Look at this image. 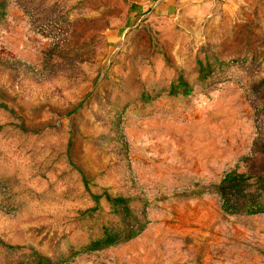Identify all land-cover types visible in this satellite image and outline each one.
Listing matches in <instances>:
<instances>
[{
    "label": "rangeland",
    "instance_id": "obj_1",
    "mask_svg": "<svg viewBox=\"0 0 264 264\" xmlns=\"http://www.w3.org/2000/svg\"><path fill=\"white\" fill-rule=\"evenodd\" d=\"M254 140L264 0H0V264H264V212L214 192L235 171L234 203L264 206Z\"/></svg>",
    "mask_w": 264,
    "mask_h": 264
},
{
    "label": "trees",
    "instance_id": "obj_2",
    "mask_svg": "<svg viewBox=\"0 0 264 264\" xmlns=\"http://www.w3.org/2000/svg\"><path fill=\"white\" fill-rule=\"evenodd\" d=\"M211 63L209 61H201L198 60V74L200 78H204L211 70ZM182 88L183 93L187 94L190 91V87L188 82L183 79L182 76H178L176 81L172 83L171 90L174 92L176 89ZM252 149L254 151L260 152L264 154V143L258 142L254 140L252 142ZM250 177L241 173H237L235 171L227 172L220 181L215 185L214 192L219 196L222 201V207L227 212H236V213H246V214H257L260 212H264V206L260 204L258 201H246L245 204H235L233 201V197L237 195L239 192V187L244 184L246 180ZM105 197L108 201H110L111 205L116 206L119 209V213H121L124 217L128 216L130 213V207L128 202V198L123 196L110 197L108 193H105ZM138 221L135 223L136 227L127 226L124 230L119 232V230L114 229L112 227L104 226L102 234L96 239L90 241L89 243L83 245L84 250H100L106 248L108 246L117 244L122 241H127L137 234H139L145 227L147 220L145 219L142 223L138 224ZM7 248L15 249L16 246L7 245ZM30 249V259L29 263L26 264H55L54 261L47 256L41 255L37 253L35 250ZM73 253H78V251H74Z\"/></svg>",
    "mask_w": 264,
    "mask_h": 264
}]
</instances>
